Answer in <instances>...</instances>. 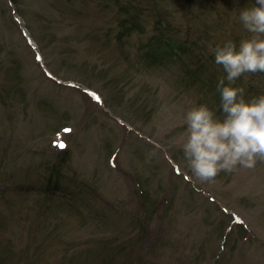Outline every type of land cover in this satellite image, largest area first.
I'll use <instances>...</instances> for the list:
<instances>
[{
    "label": "rangeland",
    "instance_id": "obj_1",
    "mask_svg": "<svg viewBox=\"0 0 264 264\" xmlns=\"http://www.w3.org/2000/svg\"><path fill=\"white\" fill-rule=\"evenodd\" d=\"M186 1L0 0V264H264V58ZM175 12L188 52L147 66Z\"/></svg>",
    "mask_w": 264,
    "mask_h": 264
},
{
    "label": "trees",
    "instance_id": "obj_2",
    "mask_svg": "<svg viewBox=\"0 0 264 264\" xmlns=\"http://www.w3.org/2000/svg\"><path fill=\"white\" fill-rule=\"evenodd\" d=\"M193 1L194 0H187L186 4H188V6L190 5L189 8H198L197 11L199 14L201 13L202 20L195 17L194 19H191V17L189 16V18H187V22L192 25H194L195 23L194 26L200 27L203 33H201L199 40L203 45L210 49L211 53H213L214 56L222 58L224 62L231 63V61L236 59L237 56L241 57L243 55L244 57L248 58L249 55L251 57V60L256 63V68L261 66V63L259 62V60H257V58H261V61L263 62L264 45L258 44L252 37L248 36V34H239L240 39L235 35L234 37L230 34L232 32L233 34H235V32L233 31L235 27L232 24L240 27L241 23H243L245 24L244 29L249 28L252 29L254 33H260L262 35L260 39L264 40V11L262 10L263 0H241L242 2L240 0H199L200 5L202 3L203 5H208L209 7H227L228 12L222 11L223 16L215 17L218 22L224 21L223 25L222 23H220L221 25H218L216 24V22L212 21L211 15L205 11L206 8L204 7V10L201 11L202 9H200L199 6ZM182 10L179 9L178 11L177 9L178 13L181 12L179 19L180 22H183V18L189 11V9L183 10L185 11V14H183ZM177 12L172 13L173 15L170 14L171 18L169 21H167L166 19L157 20L159 18L155 19L156 21L153 20L155 22L154 25L157 28V33L147 38V41L144 44H141V49L143 48V61L147 66L160 65L166 62L179 60L186 54V52H188V49L186 48L188 45L186 44L185 39L179 41L180 38L176 36L179 33L176 29H179L180 26L174 24L172 26L170 23L172 21H175ZM122 13L128 14V10L125 9ZM204 21H207L208 24H206ZM161 24H164V27H161ZM229 25L232 31L228 32L223 29L224 27H227ZM125 27L126 28H123L126 33H132L134 30V32L140 31L138 24L136 22H132V20H129L128 24L125 25ZM211 27L214 29H211ZM226 33L228 34L226 35ZM254 37H256V35H254ZM226 39L229 40L225 41ZM185 48L187 50H184ZM197 48L200 49L201 52L206 51L204 47L202 48L200 46ZM253 49L254 52L251 51ZM14 72L15 69H13L11 73H9L11 75V78H14ZM7 87L10 88L11 85H8ZM52 185L53 184H49L47 190L50 189L49 186ZM144 193V195L147 197L146 191H144ZM67 199L68 198H66L65 196L63 197V200Z\"/></svg>",
    "mask_w": 264,
    "mask_h": 264
},
{
    "label": "bare ground",
    "instance_id": "obj_3",
    "mask_svg": "<svg viewBox=\"0 0 264 264\" xmlns=\"http://www.w3.org/2000/svg\"><path fill=\"white\" fill-rule=\"evenodd\" d=\"M42 61V60H41Z\"/></svg>",
    "mask_w": 264,
    "mask_h": 264
}]
</instances>
